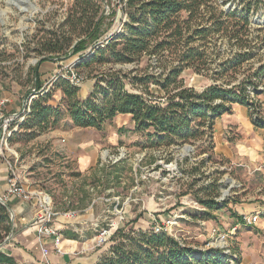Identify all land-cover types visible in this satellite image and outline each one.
I'll list each match as a JSON object with an SVG mask.
<instances>
[{"label": "rangeland", "instance_id": "374dc122", "mask_svg": "<svg viewBox=\"0 0 264 264\" xmlns=\"http://www.w3.org/2000/svg\"><path fill=\"white\" fill-rule=\"evenodd\" d=\"M7 2L0 0V99L3 92L10 95L18 88L27 93L20 100L22 104L31 95L37 99L38 95L48 93L53 82L47 80V73L53 68L58 69L54 72L56 77L64 75L68 78L72 71L79 73L83 78L79 91L94 88L95 78L98 76L99 79L101 74L121 71L127 75L126 89L140 93L143 91L141 86L130 85L135 77L152 74L163 78L179 65V46L156 57L144 55L138 63L125 65L94 64L78 69L90 48L66 60L49 59L54 56L44 53L42 46L50 38L49 33L64 22L73 3L67 0H28L23 6L24 11ZM99 2L107 24H112L100 41L105 44L109 34L116 33L113 39L121 35L127 18L122 0ZM212 4L215 13L232 14L230 18L222 17L228 23L238 24L242 18H248V47L241 50L235 45L236 41L231 40V34L221 32L209 36L203 69H186L179 78L197 92H202L216 80V84L231 81L236 85L264 66V0H213ZM241 28L242 25L237 26L236 30ZM203 45L202 41L194 43L195 47ZM242 51L250 52L249 61L236 73L232 70L225 72L223 65ZM40 70L42 76L46 75L45 82L41 80ZM148 88L152 99H165V93L157 87L151 84ZM250 92L253 100L264 107V79L259 83V92L262 93L259 97H255L254 91ZM59 93H53L51 104L58 105ZM22 123L23 120L18 119L8 126L11 134L6 133L7 146H3L0 162L14 167L20 183L32 192L49 196L52 205L61 204L63 214L74 210L82 213L83 209L91 207L93 200L101 199L92 208L97 213L96 226L99 229L120 223L115 212L118 206L124 221L118 224V228H113V233L120 228L153 230L158 225L167 228L178 241L199 250L224 248L222 237L226 235L225 248L234 254L239 264H264V165L255 167L249 163H234L217 150L215 140L213 145L199 140L169 148H149L145 133L134 132L129 116H117L105 130L97 131L74 127L64 115L52 130L36 138L50 133L48 136L31 141H28V135L32 130L18 129ZM229 128L224 130L227 132L225 139L239 141L236 130L232 128L230 131ZM93 153L99 156L97 170L100 174L97 178L88 177L81 181L77 176L76 161L69 156H90ZM119 156H123L121 160ZM216 181L220 185L218 201H226L228 205L223 210L211 211L212 219L205 220L206 210L197 199L203 198L204 194H198V191L210 188ZM77 206L80 208L73 210ZM243 215H259L260 221L254 226H242ZM234 227L238 228L236 232H233ZM108 245L97 248L106 249Z\"/></svg>", "mask_w": 264, "mask_h": 264}, {"label": "trees", "instance_id": "16d2710c", "mask_svg": "<svg viewBox=\"0 0 264 264\" xmlns=\"http://www.w3.org/2000/svg\"><path fill=\"white\" fill-rule=\"evenodd\" d=\"M67 1L73 3L68 16L56 31L49 33L50 38L42 46L44 53L54 56L49 59L66 60L90 48V53L81 59L78 69L94 64L125 65L138 63L144 55L156 57L179 46V65L163 78L152 74L135 77L130 85L141 86L143 91L140 93H131L126 89L127 75L121 71L101 74L99 79L98 76L95 78L97 82L86 99L79 97V88L67 79L57 78L48 93L33 99L29 113L18 126L20 130H32L28 141L52 130L64 115L74 127L97 131L105 130L121 115L130 116L135 133H145L149 148H169L199 140L213 145L216 121L231 114L237 105L246 107L252 123L264 129V107L256 103L250 94V90L255 92L256 98L262 94L259 83L264 79V66L236 85H232L231 81L216 84V80L202 92L187 87L179 79L186 69H203L211 35L221 32L231 34V40H235V45L241 50L248 47L247 17L242 18L240 24L228 23L222 17L230 18L232 14L215 13L213 0H122L127 18L122 33L112 41L100 44L112 24H107L99 0ZM241 25L243 28L236 30ZM243 29L244 34L241 33ZM197 41L204 42V45L195 47ZM25 51L28 52V49ZM250 58V52H239L223 68L225 72L232 70L236 73ZM151 84L165 93L163 101L152 99L148 88ZM57 91L63 97L58 105H53L50 101ZM201 193L203 198L197 199L206 210L205 220L212 219L211 211L227 208L226 201H218L220 185L217 181L210 188H201L198 194ZM236 218L241 220L238 215ZM10 232V213L0 203V244ZM59 234L63 235L62 232ZM108 244V249L96 264H229L230 260L240 263L237 258L234 259L233 253L227 255L219 249H195L170 235L156 234L153 230L130 228L127 231L120 228L113 233ZM0 264L17 263L0 252Z\"/></svg>", "mask_w": 264, "mask_h": 264}, {"label": "crops", "instance_id": "0c3cea01", "mask_svg": "<svg viewBox=\"0 0 264 264\" xmlns=\"http://www.w3.org/2000/svg\"><path fill=\"white\" fill-rule=\"evenodd\" d=\"M56 67L58 66L55 65ZM49 70L52 71L47 73V80L53 82L56 77L54 72L58 69ZM39 74L42 76L43 71L40 70ZM45 76L41 77L44 82L46 81ZM93 89V87H87L85 90L79 91V97L86 99ZM1 95L3 99H0V103L2 101L7 103L5 106L0 107V116L7 117L21 111L20 105L22 103L20 100L27 93L26 90L18 88L16 92L10 95L6 92ZM62 97L60 92L57 101L60 102ZM228 127H230V131H232V128L236 130V133L240 136L239 141L225 139L227 132L224 130ZM46 134L48 136L50 133H45L43 136ZM214 140L217 150L227 159L235 161L234 163H249L255 167L264 165V129L258 128L252 123L246 107L237 105L231 114L224 115L216 121ZM69 157L76 161V172L81 181H86L88 177L97 178L99 176L100 172L97 170L99 156L93 153L90 156ZM8 166L9 163L0 162V198H6V205L13 212L14 220L11 223V228H13V233H17V235L0 252L13 258L17 264H96L108 249H98L94 243L96 234L100 232L101 228L99 229V226H96L98 217L92 208L101 199L93 200L91 207L88 206L87 209H83L82 213H77L74 210H78L79 206L73 208L74 212H67L75 213L72 218L64 216L61 204L53 203V211L59 214L54 219V227L63 233L61 242L56 247L53 238L38 236L36 225L25 229V226L37 218V202L35 199L27 202L7 196ZM65 176L67 175L65 174ZM79 197L83 199L82 196ZM88 224H90V227ZM88 229H91V231H88ZM56 248H59L61 253H58ZM43 251L47 252L46 256H44Z\"/></svg>", "mask_w": 264, "mask_h": 264}, {"label": "built area", "instance_id": "2783aa9c", "mask_svg": "<svg viewBox=\"0 0 264 264\" xmlns=\"http://www.w3.org/2000/svg\"><path fill=\"white\" fill-rule=\"evenodd\" d=\"M64 78L67 79L72 85L78 87L82 81L83 78L82 76L75 72L72 71L71 74L68 76V78H66L64 75H58L54 81L57 78ZM53 81V82H54ZM33 96L31 95L26 101H23L22 104V109L19 113L14 114V115H10L7 117L4 116H0V154L2 155L3 153V146H7V136L6 133H8V126L15 122L16 120L20 119V120H24V117L27 113H29L30 111V106H31V102L33 101ZM7 102L6 101H2L0 103V107L5 106ZM8 134H11L8 133ZM107 157V156H104ZM123 156H119V160H121ZM8 177H7V185H8V190H7V196L8 197H14L17 199H21L23 201H32V200H36L37 202V210H38V214H37V222L35 223V225L37 226V233L38 236L40 237H50L53 238L54 240V244L57 247L62 239V236L59 234V231L54 227V219L59 215L57 213H55L53 211V205H52V200L49 196L44 195L42 192H32L29 187L23 185L20 183L19 181V177L17 176V172L14 169V167H12L10 164L8 166ZM4 202H6V198H1ZM116 203H118V200H115ZM115 212H116V216L119 217L120 223H113L109 226H106V228L101 229V231L99 232V234L95 237L94 239V243L97 247H102L105 246L106 244H108L110 242V239L113 236V228L114 227H119L118 224H123L124 221V217L122 216V210H118V206L115 207ZM65 217L68 218H72L75 216V213H67L64 214ZM11 220H13V217L10 215ZM260 221V217L259 215H254V216H242V221H241V225L242 226H254L257 225ZM117 227V228H118ZM116 229V228H115ZM237 227L233 228V232L237 231ZM153 231L156 234H167V235H172L171 232L164 227L155 225L153 228ZM222 241L223 244L222 246L224 248L219 249L224 251L225 254L229 255L231 252L229 250H227V248H225V243L226 242V235H224L222 237ZM58 253H61V250L59 248H56ZM44 256L47 255L46 251H43ZM231 264H235L234 260H230Z\"/></svg>", "mask_w": 264, "mask_h": 264}, {"label": "water", "instance_id": "95a60500", "mask_svg": "<svg viewBox=\"0 0 264 264\" xmlns=\"http://www.w3.org/2000/svg\"><path fill=\"white\" fill-rule=\"evenodd\" d=\"M116 35V33H111L109 34V37L106 39L107 43L112 40L114 38V36ZM0 203L3 204L4 206L7 207L6 203L0 198ZM8 211L10 213V215L13 217V220H14V215H13V212L10 208H8ZM13 220H11V223L13 222ZM37 222V218L34 219L31 223H29L27 226H25V229H28L30 228L31 226L35 225V223ZM17 235V233H13V228H11V232L9 233V235L6 237V239L0 244V250L6 245L8 244L13 238H15V236Z\"/></svg>", "mask_w": 264, "mask_h": 264}, {"label": "bare ground", "instance_id": "6f19581e", "mask_svg": "<svg viewBox=\"0 0 264 264\" xmlns=\"http://www.w3.org/2000/svg\"><path fill=\"white\" fill-rule=\"evenodd\" d=\"M28 0H8L7 4L10 6H19L20 9L26 10V8H23V6L27 3ZM27 5V4H26ZM18 8V7H17ZM227 193V191H226Z\"/></svg>", "mask_w": 264, "mask_h": 264}]
</instances>
